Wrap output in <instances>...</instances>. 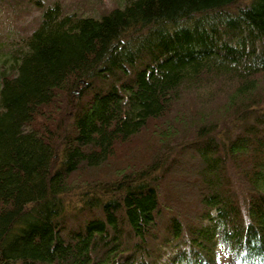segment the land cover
I'll list each match as a JSON object with an SVG mask.
<instances>
[{
    "label": "trees",
    "instance_id": "1",
    "mask_svg": "<svg viewBox=\"0 0 264 264\" xmlns=\"http://www.w3.org/2000/svg\"><path fill=\"white\" fill-rule=\"evenodd\" d=\"M26 1L0 35V264H264V0L0 7Z\"/></svg>",
    "mask_w": 264,
    "mask_h": 264
},
{
    "label": "rangeland",
    "instance_id": "2",
    "mask_svg": "<svg viewBox=\"0 0 264 264\" xmlns=\"http://www.w3.org/2000/svg\"><path fill=\"white\" fill-rule=\"evenodd\" d=\"M43 1V0H42ZM44 4L47 6L52 3H60L62 9L65 13L78 12L81 15L91 16V17H100L102 14L109 11V9L113 8L117 5H123L125 0H44ZM34 3L32 1H26L23 5V12L20 14L21 16L18 18L12 17V11L7 9L5 5L0 7V31L2 42L7 40L9 33L6 32L9 28H17L21 26V24H28L24 26V28L30 27L34 20L38 17L41 10L35 8ZM11 15L12 22L7 24V17ZM5 26L4 31H2ZM7 42V41H6ZM11 43L12 40H9ZM8 47V46H7ZM9 50H4L1 55V58L6 57ZM6 67L9 66V62H7Z\"/></svg>",
    "mask_w": 264,
    "mask_h": 264
},
{
    "label": "bare ground",
    "instance_id": "3",
    "mask_svg": "<svg viewBox=\"0 0 264 264\" xmlns=\"http://www.w3.org/2000/svg\"><path fill=\"white\" fill-rule=\"evenodd\" d=\"M114 8H115V6H114ZM110 10V9H109ZM108 11V10H107Z\"/></svg>",
    "mask_w": 264,
    "mask_h": 264
}]
</instances>
